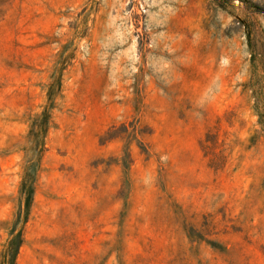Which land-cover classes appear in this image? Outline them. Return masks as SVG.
Returning a JSON list of instances; mask_svg holds the SVG:
<instances>
[{
	"label": "rangeland",
	"instance_id": "374dc122",
	"mask_svg": "<svg viewBox=\"0 0 264 264\" xmlns=\"http://www.w3.org/2000/svg\"><path fill=\"white\" fill-rule=\"evenodd\" d=\"M3 10L0 264H264V0Z\"/></svg>",
	"mask_w": 264,
	"mask_h": 264
},
{
	"label": "trees",
	"instance_id": "16d2710c",
	"mask_svg": "<svg viewBox=\"0 0 264 264\" xmlns=\"http://www.w3.org/2000/svg\"><path fill=\"white\" fill-rule=\"evenodd\" d=\"M8 0H0V18L5 14L3 7ZM52 94H50L51 99ZM55 105L50 104L46 107L42 114L37 115L32 123L31 130H30V139H29V146L27 147V153L33 154V156L39 154L44 149V142L43 137L45 133L49 130L52 125V117ZM28 157V155H27ZM26 166L24 167V173L21 181V193L25 199V208L21 209L17 215L16 226L22 220V217H25L29 213V208L32 206L34 201V196L36 192V185L38 180V175L40 171V166L33 160V158L28 159ZM17 228V227H16ZM15 228V230H16ZM23 244V230H20L17 234L13 236V239L9 243L8 249L5 250L7 253V258L11 255V251L14 252V257L12 253V259L5 261V264L13 263V259H15V254L19 251L20 247ZM6 257V255H5ZM12 260V262H11Z\"/></svg>",
	"mask_w": 264,
	"mask_h": 264
}]
</instances>
